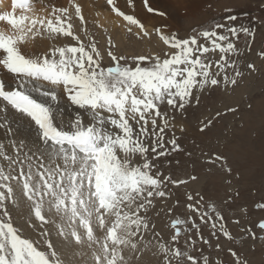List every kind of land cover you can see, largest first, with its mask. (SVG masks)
I'll return each mask as SVG.
<instances>
[{
    "label": "snow or ice",
    "instance_id": "snow-or-ice-1",
    "mask_svg": "<svg viewBox=\"0 0 264 264\" xmlns=\"http://www.w3.org/2000/svg\"><path fill=\"white\" fill-rule=\"evenodd\" d=\"M144 2L147 4V0ZM107 4L130 25L143 29L132 15H125L115 7L114 0H107ZM74 7L84 23L79 4ZM9 8L0 10V22L5 25L0 30V67L13 74L16 82L6 88L5 82L0 80V101L4 102L5 110L10 108L28 120L35 136L31 141L23 138L17 141L11 122H0V128L10 134L8 144L13 148L12 154H8L5 143L0 141V160L3 161L0 163V264H80L76 258L82 256L84 250L90 256V264H139L152 243L151 240L145 242L141 229L147 232L149 223L139 213L147 212L154 195H166L160 189L171 179L160 172L152 175L155 165L145 155L148 145L144 141L149 137L156 158L166 155L167 150L157 152V148L164 147L161 134L168 127L166 114H162L159 105L166 102L176 108L179 101V108L183 109L190 103L194 88L218 85L220 81L210 72L213 61L206 54L216 50L222 54L215 61L219 69L215 75L219 76L226 68L235 67V61L227 60L228 54L238 52L230 35L237 36L241 31L252 33L242 27L229 26L220 34L217 29L226 26L217 24L188 39L164 36V42L177 50L169 58L156 57L150 66L142 67L141 63L148 57L139 56L134 58L136 66L131 67L120 63L124 57L118 59L109 52L115 65L105 68L101 67L103 57L95 44L90 45V50L86 49L80 37L74 35L67 8L53 6L49 11L45 6L40 10L44 15L22 14L19 18L17 9L33 11L29 0H11ZM128 31L131 32V28ZM61 35L73 37L78 46L54 48L51 57L29 53L37 38ZM200 38L206 43H200ZM248 68L255 71L254 64H248ZM241 75L240 71L235 72V77ZM224 83H229L226 72ZM230 83L236 85L237 80L232 78ZM65 95L73 105L84 110L89 123L81 117L70 122L59 118L54 102L58 96ZM155 117L164 119L159 132ZM130 121L135 122V129ZM210 124L211 121L204 128ZM171 144L175 150L180 149L175 138ZM137 154L144 158L143 164L133 163ZM171 183L179 185L186 181L172 180ZM193 199L188 196V200ZM9 204L26 219L28 227L36 231L34 237L26 238L14 226ZM187 207L200 212L195 204ZM257 208H264V203ZM206 215L208 213L200 215L202 222ZM219 219L223 221L224 217L219 216ZM183 223L185 221L180 219L173 221L172 227L176 229L171 237L173 241L181 235L177 225ZM193 227L199 230L194 222ZM212 227L217 226L213 223ZM258 228L264 230V220L259 222ZM220 231L232 239L223 224ZM248 231L255 240L256 233ZM212 235L215 236V231ZM203 242L209 243L208 240ZM153 247H158L163 254V264H198L195 256L179 247L163 243ZM215 247L220 249V243ZM228 251L237 258L234 264H240L237 252L231 248ZM156 254L154 251L153 255ZM203 264H209L207 258Z\"/></svg>",
    "mask_w": 264,
    "mask_h": 264
},
{
    "label": "rangeland",
    "instance_id": "rangeland-1",
    "mask_svg": "<svg viewBox=\"0 0 264 264\" xmlns=\"http://www.w3.org/2000/svg\"><path fill=\"white\" fill-rule=\"evenodd\" d=\"M31 1L42 5L41 9L47 6L49 11L53 6L67 8L72 17L70 22L73 24L74 35L80 37V42L84 43L86 49L90 50V45L95 44L97 52L103 57L101 67L105 68L115 65L108 55L109 52L118 59L124 57L120 63L131 67L136 66L137 61L134 58L139 56L148 57V60L141 63L142 67L150 66L156 57L161 60L169 58L177 50L164 42V36L188 39L217 24L226 26L217 29L220 34H224L229 26L237 29L242 27L252 33L248 35L241 31L237 36L230 35V40L238 52L227 55L229 62L235 61V67L225 70L229 83H224L225 72H221L219 76L215 75L219 71L215 61L219 60L222 54L219 50L209 52L206 56L213 61L210 72L220 83L216 86L206 85L203 89L194 88L190 103L183 109L179 108V101L176 108L168 106L166 102L159 105L162 114H166L164 119L168 120V127H165L161 134L164 147L157 148V152L167 150L166 155L156 158V152L151 150V137L144 141L148 145V153L145 155L155 165L152 175L160 172L171 179L165 181L160 189L165 191L166 195H154L147 212L141 210L139 213L141 217L147 218L149 223L147 232L141 229L145 242H152L139 264H163V254L159 253L158 247H153L158 243L188 251L196 257L198 264H203L204 258L208 259L209 264H234L237 258L231 255L229 248L237 252L240 264H264V239H261L264 237V230L258 228L259 222L264 220V208H257L258 204L264 203V0H206L199 5H193L191 0H164L167 6L174 7L177 17L169 14L172 11L168 8L164 9L168 12L158 9L156 5L159 7L160 3L157 4V1L160 0H147V4L144 0H131V3L129 0H114L115 7L125 15H132L143 25V29L138 25H130L127 21L125 28L101 26L94 16L98 8H104L125 21L113 11L107 0H43L46 1L45 5L40 3V0ZM121 3L125 7L140 4L147 16H151L157 25L147 30V20L136 18L131 10L122 8ZM75 4H79L81 8L84 23H81L75 13ZM149 8L153 11H148ZM143 13L142 11L141 14ZM229 17L235 19H228ZM156 19L161 20V25ZM129 28L131 32L128 31ZM144 32L148 35H144ZM199 42L206 43L203 38H200ZM69 46H78V41L62 35L54 38L40 37L28 51L33 55L47 54L51 57L52 49ZM93 55L95 58V53ZM248 64H254L255 71L249 69ZM237 70L242 73L240 77H235ZM8 74L14 76L9 72ZM232 78L237 80L236 85L230 83ZM7 87L11 85H6ZM34 94L39 98L37 93ZM54 103L57 115L64 121L70 122L81 117L85 123H89L84 110L73 105L66 95L58 96ZM229 109L236 111H228ZM0 110L3 112L0 114V122H11L15 132L16 120L28 122L15 112L14 115L6 114L4 107H0ZM151 115L154 116L155 113ZM155 118L156 131L159 132L160 127L164 126V119ZM209 121V127L204 128ZM130 123L135 129V122ZM201 128H204L203 132L200 131ZM18 129L28 132L34 139L32 125L25 130V124H20ZM148 129L149 132L152 131L151 121ZM9 135L7 134L5 141L0 137V141L5 143L6 152L12 154L13 148L8 144ZM173 138L180 146L178 151L171 144ZM143 162L144 158L139 154L133 159L134 164ZM0 163L3 161L0 160ZM229 169L231 171H228ZM192 176L196 179L192 180ZM172 180H183L186 183L174 185ZM189 195L194 199L188 200ZM190 203L195 204L200 212L190 210L187 207ZM9 212L14 226L21 230V235L26 238L36 235V231L28 227L26 219L10 204ZM202 213H208L203 222L200 219ZM219 216L224 217L223 221ZM176 219L185 223L177 225L181 235L173 241L171 237L176 234V229L172 227V223ZM193 222L199 226L198 231L193 227ZM213 223L217 226L215 229L212 227ZM221 224L231 235V240L220 231ZM249 229L256 233L255 240L249 234ZM214 231L215 236L212 235ZM157 233L159 235H156ZM204 240L209 243L205 244ZM216 243H220V249H216ZM154 251L156 255H153ZM76 259L80 264H90L87 250Z\"/></svg>",
    "mask_w": 264,
    "mask_h": 264
},
{
    "label": "bare ground",
    "instance_id": "bare-ground-1",
    "mask_svg": "<svg viewBox=\"0 0 264 264\" xmlns=\"http://www.w3.org/2000/svg\"><path fill=\"white\" fill-rule=\"evenodd\" d=\"M152 1H155V0H152ZM204 1H206V0H191L190 2H193L192 3L193 5L194 4H198L199 5L202 2H204ZM10 2H11V0H0V10H10V8H9ZM29 2L32 4L33 11H25L24 9H17L16 10L17 18H19V16L22 15V14L30 15V16L31 15H44V13L42 11H40L42 5L34 4V2H32L31 0H29ZM167 2H170V1H167ZM171 3H172V1H171ZM45 4H46V1L43 2V5H45ZM86 4L87 3H84V5H86ZM157 4H159V7H158V5H156V7L158 9H162L163 12H164V11H166L164 9H167L168 8V10L170 9L172 11L169 14H172V15L176 16L175 14H177V12L174 11L175 10L174 7L167 6L164 3V0L157 1ZM120 6L122 8H125L126 10H131L132 14H134L136 16V18H138V19L141 18L143 21H146L147 20V22H148L147 26H149L147 28V30H151L152 29L151 26L157 25L156 21L154 19H152L151 16H149V15L147 16V14L145 13V11L143 10L144 8H142L140 4L137 3V4H134L133 7H129V6L125 7L124 4L121 3ZM194 7H197V6H194ZM96 10H97V14L94 15V16L97 18V20L99 21V23H100L101 26H103V27H110V26H112L111 28H114V29L117 28L118 26H121L120 28L127 27L126 21H122L120 18L116 17L115 15L110 14V12L107 11L106 9H104V8H98ZM142 11L144 12L143 14H141ZM166 12H168V11H166ZM156 20L158 21V19H156ZM160 22H161V20L158 21L159 24H160ZM145 26H146V24H145ZM4 27H5L4 22H0V30H3ZM5 79L9 80L10 82L9 81H5ZM0 80H3L6 85H11V86H14V84L16 82L15 81V77L12 76V75H10V74H8V72L6 70H4L3 68H0ZM35 96H37V95H35ZM39 98L41 100H44L45 99L43 96H39ZM0 107H4V102L3 101H0ZM8 113H10V114L12 113L13 114L14 111L12 109L8 108L6 114H8ZM0 114H3V112L1 110H0ZM6 114H5V116H6ZM10 114L8 116H10ZM20 124H25V130L28 129V127L31 125L27 121L26 122H22V121L20 122V121L16 120L15 138L17 139V141H19V139H21V138L26 139L28 141H31L33 139L32 138L33 136H31L28 132H26L24 130L18 129V126ZM0 137L4 141L7 139L6 130L3 129V128H0Z\"/></svg>",
    "mask_w": 264,
    "mask_h": 264
}]
</instances>
